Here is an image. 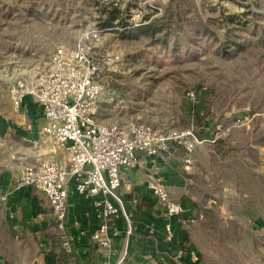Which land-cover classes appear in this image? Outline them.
<instances>
[{"label": "rangeland", "instance_id": "1", "mask_svg": "<svg viewBox=\"0 0 264 264\" xmlns=\"http://www.w3.org/2000/svg\"><path fill=\"white\" fill-rule=\"evenodd\" d=\"M87 33L101 64L100 124L131 121L205 140L189 173L180 146L169 143L163 158L183 180L170 199L198 201L183 230L206 264H264V218L250 231L237 203L245 194L252 210L254 171H264V0H0V181L12 185L16 149L28 148L5 134L6 123L23 122L8 97L11 79H34L57 47ZM223 200L232 213L221 212ZM43 214L44 228L20 224L0 202V264H32L43 247H60L62 230L48 207Z\"/></svg>", "mask_w": 264, "mask_h": 264}, {"label": "built area", "instance_id": "2", "mask_svg": "<svg viewBox=\"0 0 264 264\" xmlns=\"http://www.w3.org/2000/svg\"><path fill=\"white\" fill-rule=\"evenodd\" d=\"M94 36L87 33L72 48L57 47L47 68L34 79H11L8 97L13 111L20 116L24 102L30 98L39 106L44 120L38 143L53 150H64L68 156L63 162L39 158L34 164L20 166L11 190L0 194V202L5 203L12 193L29 187L40 191L49 205L51 217L63 232L62 250L71 253L76 240L88 238L101 264H112L113 244L119 233L111 229L109 220L124 216L126 241L132 234L117 193L122 184V172L151 164L153 175L147 180V188L163 207V231L168 243L175 238L172 220L183 215L185 209L170 199L167 180L157 171V159L170 152L172 142L184 150L183 170L189 173L194 163L192 153L205 140L191 131L163 135L151 125L131 121L123 125L100 124L97 105L102 89L101 64L92 55ZM187 94L194 98L193 93ZM71 188L77 196L92 201L91 216L98 223L92 233L66 232ZM37 218L42 219V216ZM187 222L192 223L194 219L180 221L176 228H183ZM126 241L113 264H123L128 254ZM182 256V251H178L174 259L180 260ZM191 260L197 261L194 253Z\"/></svg>", "mask_w": 264, "mask_h": 264}, {"label": "crops", "instance_id": "3", "mask_svg": "<svg viewBox=\"0 0 264 264\" xmlns=\"http://www.w3.org/2000/svg\"><path fill=\"white\" fill-rule=\"evenodd\" d=\"M19 119L23 120V122L17 120L15 126L10 125L9 127L6 123L7 120H4V123H6L4 126L6 127V131H4L5 134H8L10 137L13 135L17 142L28 146V148L19 147L16 149L20 155V157L18 156V161H21L19 162V164H21L20 166L34 164L39 158H48L62 162L67 158L68 154L64 150H53L46 144L40 145L38 143L39 129L41 125H43L44 120L39 106L30 98H27L24 102ZM10 123L12 124L13 122L10 121ZM21 125H26V127H21ZM13 128L14 130H12ZM180 162L182 163V159ZM152 170L153 168L151 167V164H147L122 172L121 189H123V195L122 197H119L121 199L122 210L129 219L132 228L131 232L133 231V234H131L126 241L127 222L124 216L120 215L121 217L119 219L109 220L111 229L117 230L119 233L113 244V250H115V252L111 259L112 264L117 260L119 253L125 245V241L129 254L126 258L128 261L125 259L127 262L123 261V264H171L170 260H173L176 264H183L181 263V259H174V256L178 251H172L169 248L170 244L165 240L166 234L163 231L162 225L160 227L161 231L156 226L158 217L163 216V210L158 207L159 203L157 201H153V195L147 188V180L153 175ZM18 171L19 168L17 169V172ZM157 171L165 178V180H167L166 188L168 192L181 191L183 180L181 179V176H179V172L170 167L163 157L157 159ZM262 172L257 171V173H255L254 171V174H256V176L259 175V177H264V171ZM13 177L14 174H12L10 178ZM259 177H255L256 189L253 195L254 199L251 198L254 200L252 210H250L247 205V196L245 194H243L245 200L241 197L237 200L240 210L243 209L246 214V216L243 214L242 216L247 223L250 224V231H257L253 224L261 225L262 222H260V219L264 218L262 203L256 198V195H258L264 200V186L261 184ZM11 186L12 185H10L8 179L0 181V194L7 193L11 190ZM15 196H19L20 203L12 209L11 204L13 203V200H15ZM192 199L194 202L191 203L195 208L196 202L198 201L195 198ZM67 200L66 232L77 235V233L82 230L87 234L95 231L98 223L91 216L92 201L85 199L82 196H77L72 188L70 189ZM2 206L8 219L13 220L14 215L15 219L19 221L20 224H29L30 222H33L40 228H44L45 226L44 221L46 215L43 214V210L45 207L49 208V205L41 192L38 193L30 187L22 189L18 193H12L6 202L2 203ZM221 206V212L223 214L226 213L225 215L234 211L231 208L232 206L229 201L223 200ZM38 215H41L42 219L37 218ZM250 216H252L251 221L248 218ZM174 227L175 238L181 240L184 239L186 240V245L195 248L191 243L189 231L183 230V228H176V223L174 224ZM25 233L27 234V232ZM137 237L151 240L154 243L151 253H147L144 256H138L136 254L135 244ZM195 250L197 252V248H195ZM48 251H53L59 255H66L65 261L63 260V257L62 260L60 259L58 262L59 264H101L102 262L98 252L88 238L76 240L72 245L71 253H64L61 244L59 248L48 244V246L42 248V253L37 258L32 259V264H44V254L48 253ZM191 253L195 254V252ZM195 255L197 261H192L190 256L189 261L185 264H206L204 256L199 252ZM149 257L151 258L150 260L148 259Z\"/></svg>", "mask_w": 264, "mask_h": 264}, {"label": "trees", "instance_id": "4", "mask_svg": "<svg viewBox=\"0 0 264 264\" xmlns=\"http://www.w3.org/2000/svg\"><path fill=\"white\" fill-rule=\"evenodd\" d=\"M19 191H16V192L18 193ZM16 192H14V193H16ZM18 203H20L19 202V196H15V200H13V203L11 204L12 205V209H14L18 205ZM179 205L183 209H185V212H184L183 215H181L179 217H175L172 220L173 224H175V223L177 224L180 221L189 220L190 216H192L191 212H193L194 206L191 203V201H189L188 198L183 197V199L181 200ZM161 225H162V228H163V225H164L163 216H159L158 217V222H157V225H156L159 228L160 231H161V229H160ZM168 243L170 244L169 248L172 251L173 250L182 251L183 258H181V263H183V264H185V263H187L189 261V258L191 256V252H195V254H197L195 248H193L192 246L186 245V240H184V239L181 240V239L173 238ZM153 245H154V243L151 240H146V239H142L140 237H137L136 244H135L136 254L138 256H144L147 253H151ZM158 248H159V244H158ZM128 254H129V252H128ZM62 258H63L62 254L59 255V254H57V253H55L53 251H48V253L44 254V264H59L58 262L60 261V259L62 260ZM126 258H127V256H126ZM170 261H171L170 262L171 264H176L173 260H170Z\"/></svg>", "mask_w": 264, "mask_h": 264}]
</instances>
